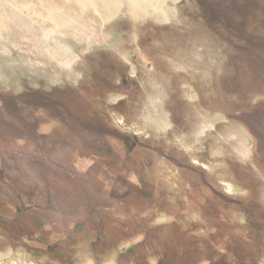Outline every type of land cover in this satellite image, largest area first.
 <instances>
[{"label": "rangeland", "instance_id": "1", "mask_svg": "<svg viewBox=\"0 0 264 264\" xmlns=\"http://www.w3.org/2000/svg\"><path fill=\"white\" fill-rule=\"evenodd\" d=\"M0 264H264V0H0Z\"/></svg>", "mask_w": 264, "mask_h": 264}, {"label": "trees", "instance_id": "2", "mask_svg": "<svg viewBox=\"0 0 264 264\" xmlns=\"http://www.w3.org/2000/svg\"><path fill=\"white\" fill-rule=\"evenodd\" d=\"M248 228L250 229V225H249V227H248ZM254 228H255V226H253V227H252V230H254Z\"/></svg>", "mask_w": 264, "mask_h": 264}]
</instances>
